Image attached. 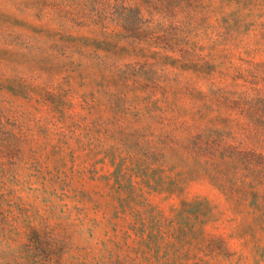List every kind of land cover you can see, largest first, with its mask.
Masks as SVG:
<instances>
[{"label":"rangeland","instance_id":"rangeland-1","mask_svg":"<svg viewBox=\"0 0 264 264\" xmlns=\"http://www.w3.org/2000/svg\"><path fill=\"white\" fill-rule=\"evenodd\" d=\"M0 264H264V0H0Z\"/></svg>","mask_w":264,"mask_h":264}]
</instances>
